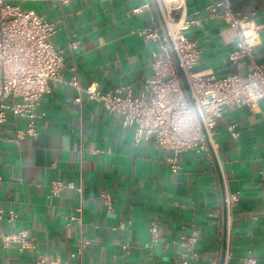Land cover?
<instances>
[{"label":"crops","instance_id":"crops-1","mask_svg":"<svg viewBox=\"0 0 264 264\" xmlns=\"http://www.w3.org/2000/svg\"><path fill=\"white\" fill-rule=\"evenodd\" d=\"M220 1L185 2L181 20L192 23L184 33L199 52L194 72L244 79L253 66L264 67V0H226L227 7L218 6ZM12 3L59 21L52 42L63 52L64 66L62 82H51L40 101L45 117L37 122V135L11 142L23 127L15 119L2 131L0 209L14 211L16 218L0 219V264H181L189 252L195 254L192 264H218L225 250L229 264H264V100L255 108L226 106L216 124L218 162L182 154L181 171L173 176L166 151L152 141L135 145L118 116L67 85L76 76L82 88L130 86L139 94L151 74V56L160 50L139 35L150 27L160 30L153 5ZM226 8L247 14L259 36L251 56L236 63L229 60L236 31ZM54 180L66 187L48 199ZM224 195L236 199L229 211ZM18 232L28 245L3 244L2 234ZM189 237L191 249L181 244Z\"/></svg>","mask_w":264,"mask_h":264},{"label":"built area","instance_id":"built-area-1","mask_svg":"<svg viewBox=\"0 0 264 264\" xmlns=\"http://www.w3.org/2000/svg\"><path fill=\"white\" fill-rule=\"evenodd\" d=\"M12 1L15 0H0V141L4 126L15 119L23 122L11 139L18 143L37 135V122L45 117L39 108L40 101L49 94L51 82H62L64 57L52 42L59 21L22 10ZM185 2L146 0L142 6L153 5L160 30L150 27L139 35L157 42L160 50L151 56V74L144 79L139 94H134L130 86L105 92L95 84L82 88L76 76L67 81V85L84 92L108 114L118 116L122 128L132 130L135 145L152 141L166 151L165 163L173 176L181 171L182 154L192 153L210 163L218 162L216 124L226 106L255 108L264 100V67L253 66L244 79L236 74L217 77L194 72L199 52L195 42L184 33L192 23L181 20ZM217 5L227 7V2L221 0ZM176 13H180L178 18ZM225 16L236 31V44L229 60L236 63L249 58L259 42L256 29L250 25L247 14H231L226 8ZM228 130L234 134L232 128ZM65 187L61 181H52L48 199L57 197ZM235 201V197L224 195L225 210L229 211ZM76 212L80 213V209ZM15 218L14 211L0 209V219L12 222ZM70 220L80 217L72 216ZM1 238L5 246L11 242L19 243L21 248L28 245L24 232L2 234ZM181 244L191 249L193 238H185ZM194 256L186 253L181 264H192ZM229 258L230 253L223 251L218 264H229ZM247 263L255 264L253 259ZM35 264H58V261L39 259Z\"/></svg>","mask_w":264,"mask_h":264},{"label":"clouds","instance_id":"clouds-1","mask_svg":"<svg viewBox=\"0 0 264 264\" xmlns=\"http://www.w3.org/2000/svg\"><path fill=\"white\" fill-rule=\"evenodd\" d=\"M193 108H194V105H193Z\"/></svg>","mask_w":264,"mask_h":264}]
</instances>
